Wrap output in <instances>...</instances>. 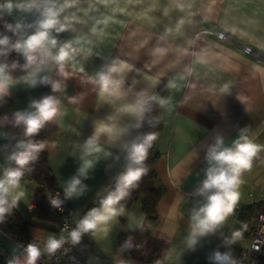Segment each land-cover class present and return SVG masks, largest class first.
<instances>
[{
  "label": "crops",
  "instance_id": "obj_1",
  "mask_svg": "<svg viewBox=\"0 0 264 264\" xmlns=\"http://www.w3.org/2000/svg\"><path fill=\"white\" fill-rule=\"evenodd\" d=\"M54 2L63 9L58 20L66 27L51 30L57 41L52 52L69 42L76 52L62 70L50 60L24 68L21 79L9 70L11 84L7 94L0 96L12 101L0 116V179L10 169L11 157L32 136L25 134L23 124H16V113L34 111L31 102L38 101V93L49 86L60 102V114L48 122L43 151L57 188L66 189L74 176L81 179L82 193L68 200L77 225L83 212L131 167L127 148L139 142L142 120L117 109L145 92L148 101L157 103L162 123L154 144L158 154L154 169L164 189L156 220L151 221L139 206L123 208L122 214L92 232L84 264H138L121 253L117 238L141 227L168 248L165 259L152 264H210L209 257L219 250L234 262L258 219L244 226L238 220L240 210L264 204V0ZM45 7L46 0H3L0 4L17 41L34 34ZM114 60L132 65L133 70L124 77L128 95L110 103L100 97L92 78ZM30 74H34L35 85L30 83ZM161 88L165 89L159 95ZM112 115L128 131L115 141L102 135L98 140L102 150L89 153L85 144L96 124ZM241 135L262 148L240 174L239 199L221 226L190 245L193 212L206 202L197 189L206 179L209 147L217 138L223 147H232ZM88 161L92 166L85 178L80 170ZM17 192L23 196L13 209L29 224L27 237L44 242L55 237L57 225L30 218L36 206L35 183L20 181L9 201ZM31 205L34 209L29 212ZM237 229L246 236H237Z\"/></svg>",
  "mask_w": 264,
  "mask_h": 264
},
{
  "label": "clouds",
  "instance_id": "obj_2",
  "mask_svg": "<svg viewBox=\"0 0 264 264\" xmlns=\"http://www.w3.org/2000/svg\"><path fill=\"white\" fill-rule=\"evenodd\" d=\"M62 10V8L56 7L54 0H46L42 19L39 21L34 34L11 45L7 36L0 38V55H6L10 45L11 49H15L24 56L25 64L23 67L26 69L34 65L39 67L50 60L60 65L62 70L64 63L71 60L76 52L70 42L60 46L55 54L52 52V48L56 47L57 41L52 38L51 30L55 29L59 32L66 27L58 20L59 13ZM16 66V63L11 65L6 62L0 63V96L7 94L11 84L9 69ZM132 70V65L124 61L114 60L97 72L96 76L92 78V82L98 86L100 97L110 103L124 99L128 95V91L124 89V77ZM30 75L32 76L30 83L35 85L34 74ZM224 90H226V87ZM59 103L54 96H46L38 101L33 100L30 106L34 111L17 112L16 124H23L25 134L33 135L60 114ZM147 103L146 93L139 92L136 94L134 101L120 105L117 112L131 115L137 121H140L143 119ZM160 103L164 104L165 101L161 100ZM136 127H139V124ZM127 131L126 127L118 125L116 116H108L106 121L102 120L96 124L95 132L86 141L85 149L89 153L99 152L102 149L98 144V140L102 135L115 141ZM155 139V134H149L144 136L140 142L131 143L130 147L127 148V159L131 164L142 165L147 158L148 149ZM42 147L43 145L29 144L25 151L11 157L15 160L17 167L7 169L3 179H0V221L4 219L6 213H9L15 207L18 199L23 196V192H17L9 201L12 190L18 189L20 186L25 167L36 158V154ZM261 148L262 146L255 144L246 135H241L239 139L234 141L232 147H223L221 138H217L215 144L209 147L207 154L209 167L206 171V179L202 182L201 187L197 189V194L204 197L206 202L193 212L192 234L189 238L190 245L196 243L198 236L214 232L232 213L239 199L240 174L251 166L252 158ZM91 166V161L86 162L84 168L80 170V176L87 178L86 170ZM146 171L147 169L144 167L132 168L129 166L120 177V182L115 191L104 197L100 201V207L91 209L77 223L76 227L68 233V238L72 244H78L85 233L95 232L101 225H106L114 217L122 214L123 205L121 201L128 197L130 190L137 185ZM81 183L79 176L72 177L65 189L66 198L81 194L83 191ZM53 204L59 207L60 201L54 200ZM236 235L238 236L239 233H236ZM64 243L65 238L63 236L59 239L49 237L44 251L53 254ZM25 252L26 264H36V260L41 255V249L35 244H29ZM209 259L215 261L216 264H234V262H231L228 253L222 254L219 251H215Z\"/></svg>",
  "mask_w": 264,
  "mask_h": 264
},
{
  "label": "trees",
  "instance_id": "obj_3",
  "mask_svg": "<svg viewBox=\"0 0 264 264\" xmlns=\"http://www.w3.org/2000/svg\"><path fill=\"white\" fill-rule=\"evenodd\" d=\"M3 0H0V4ZM11 20L0 9V38L8 37L10 45L17 42L11 32ZM9 50L6 55H0V63H16L13 70V77L15 79H21L24 75L25 58L15 49ZM165 88L158 90V94L162 95ZM46 96H53V92L49 86H46L38 93V100ZM12 105V101L0 97V116L8 110ZM50 124L46 123L37 133L33 134L28 142L29 144L43 145L47 139L49 133ZM162 129V123L158 118V105L155 101L149 100L146 105V111L142 119V130L139 137V142L144 136L149 134H157ZM155 140L152 142L151 147L148 149L147 158L143 161L142 165L132 164V168L144 167L147 169L146 173L138 181L137 185L130 190V193L126 199L121 201L123 208H130L133 206H139L141 211L151 220H156V207L161 199L164 189L159 183L154 165L157 161L158 154L154 150ZM24 146L20 151L15 154H19L26 150ZM17 164L14 159H11L9 168H16ZM20 181H32L36 185L35 196V209L31 213L30 218L50 222L53 225H57L59 222L58 216L47 206L45 202V195L48 191L56 187L55 178L49 168L48 156L43 151V147L36 154V158L30 162L24 170V175ZM120 177L115 180L108 188L103 197L93 202L82 214L79 221L93 208L100 207V201L106 197L110 192L115 191ZM260 213H264V204L258 202L252 205L242 208L238 214V220L244 226H249L251 222L258 218ZM78 221V222H79ZM29 226L27 221H23L18 213L12 208L9 213H6L4 219L0 221V232L13 240L17 245L22 244L25 240L30 239L27 237L26 229ZM235 233H241L246 236L241 229H237ZM77 245V246H76ZM92 245V232L85 233L78 244H74L77 247L78 253H85L86 250ZM117 246L121 253L126 257H131L138 264H152L156 261L164 260L168 248L167 246L154 239L151 236V232L146 227H141L128 234H121L117 238ZM223 254L222 250H219ZM23 254V253H21ZM238 254V253H237ZM235 254V257L237 256ZM234 257V259H235ZM16 259H11L0 245V264H16ZM210 264H216L215 261H211Z\"/></svg>",
  "mask_w": 264,
  "mask_h": 264
},
{
  "label": "built area",
  "instance_id": "obj_4",
  "mask_svg": "<svg viewBox=\"0 0 264 264\" xmlns=\"http://www.w3.org/2000/svg\"><path fill=\"white\" fill-rule=\"evenodd\" d=\"M219 39H224L222 34L215 33ZM245 53H250L249 48L244 49ZM54 200H59V207L53 204ZM69 198H66L65 189L53 188L45 195L47 206L58 216L59 222L56 229V238L63 236L65 243L55 253L49 254L44 251L46 242L27 239L22 244H18L21 252L26 254L25 249L29 244H35L41 249V255L36 260V264H84L85 253H78L74 244L68 238V233L76 227L74 212L69 206ZM34 207H28L32 212ZM234 264H264V214L257 219V226L252 233L247 245L242 248L234 259Z\"/></svg>",
  "mask_w": 264,
  "mask_h": 264
},
{
  "label": "water",
  "instance_id": "obj_5",
  "mask_svg": "<svg viewBox=\"0 0 264 264\" xmlns=\"http://www.w3.org/2000/svg\"><path fill=\"white\" fill-rule=\"evenodd\" d=\"M0 245L11 259L21 255V248L9 237L0 232Z\"/></svg>",
  "mask_w": 264,
  "mask_h": 264
},
{
  "label": "rangeland",
  "instance_id": "obj_6",
  "mask_svg": "<svg viewBox=\"0 0 264 264\" xmlns=\"http://www.w3.org/2000/svg\"><path fill=\"white\" fill-rule=\"evenodd\" d=\"M16 260V264H26V254H21Z\"/></svg>",
  "mask_w": 264,
  "mask_h": 264
}]
</instances>
